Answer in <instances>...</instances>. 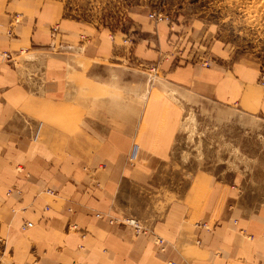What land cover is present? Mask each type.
Listing matches in <instances>:
<instances>
[{
    "label": "crops",
    "instance_id": "crops-1",
    "mask_svg": "<svg viewBox=\"0 0 264 264\" xmlns=\"http://www.w3.org/2000/svg\"><path fill=\"white\" fill-rule=\"evenodd\" d=\"M138 24L130 54L121 33L66 17L55 1L0 0L7 264H264V190L243 171L182 158L175 97L264 121L263 65L212 41L209 67H173L165 58L174 45L186 57L203 54L200 34L143 17ZM154 63L150 87L141 66Z\"/></svg>",
    "mask_w": 264,
    "mask_h": 264
},
{
    "label": "rangeland",
    "instance_id": "rangeland-1",
    "mask_svg": "<svg viewBox=\"0 0 264 264\" xmlns=\"http://www.w3.org/2000/svg\"><path fill=\"white\" fill-rule=\"evenodd\" d=\"M52 1L63 7L66 17L111 34L121 33L122 46L130 54L137 39L138 21L143 17L154 25L166 22L172 29L176 26L183 31L192 28L200 34L198 44L205 49L203 54L197 56L196 52H190L192 57L189 54L186 57L184 50L174 45L172 53L165 58H173V67L181 63L209 67L213 61L209 50L213 41L230 48L235 56L255 58L264 68V0ZM149 14H160L166 20L156 22ZM54 28L51 33L56 34ZM141 68L145 74L143 79L150 87L158 83L160 67L157 63ZM262 75L263 69L259 81L264 86ZM175 97L182 112L177 135L178 153L182 158L216 172L243 171L264 190V121L183 92H177ZM0 264H7L1 241Z\"/></svg>",
    "mask_w": 264,
    "mask_h": 264
},
{
    "label": "built area",
    "instance_id": "built-area-1",
    "mask_svg": "<svg viewBox=\"0 0 264 264\" xmlns=\"http://www.w3.org/2000/svg\"><path fill=\"white\" fill-rule=\"evenodd\" d=\"M148 17L150 19L156 21V22H161V21L166 20L160 14H157V15L156 14H149ZM55 31L56 30L53 29V32H55ZM51 34L54 35L53 33H51ZM8 35H11V30L8 32ZM261 79L264 82V75L261 76ZM136 154H137V149L136 148H133L131 150L129 160L130 159L133 160L134 157L136 156ZM46 192L49 193V194H52V192H50V191H46ZM96 217L97 218H100V216H98V215H96ZM116 222L123 223V224H126V225H129V226L133 227V229H134V231H135L136 234H138V233H144L143 228L138 224V222H135V220H133V219L132 220H118V219H116V220H111L110 221V223H116ZM23 226H24L23 227L24 229L25 228H31L32 227V224L29 223V222H27ZM155 243L159 247L160 250H163V245H164V240L163 239L157 237L156 240H155ZM169 264H174V263L173 262H169Z\"/></svg>",
    "mask_w": 264,
    "mask_h": 264
},
{
    "label": "bare ground",
    "instance_id": "bare-ground-1",
    "mask_svg": "<svg viewBox=\"0 0 264 264\" xmlns=\"http://www.w3.org/2000/svg\"><path fill=\"white\" fill-rule=\"evenodd\" d=\"M17 22V21H16ZM56 31H57V29L56 28H54Z\"/></svg>",
    "mask_w": 264,
    "mask_h": 264
}]
</instances>
